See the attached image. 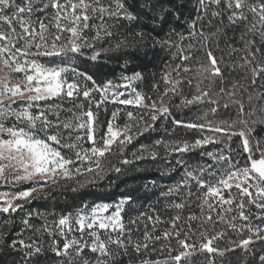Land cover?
<instances>
[{
  "label": "snow or ice",
  "instance_id": "obj_1",
  "mask_svg": "<svg viewBox=\"0 0 264 264\" xmlns=\"http://www.w3.org/2000/svg\"><path fill=\"white\" fill-rule=\"evenodd\" d=\"M157 48L150 91L143 71L101 82L78 63ZM149 159L182 168L151 181L162 209L131 192L27 208ZM0 188L13 264H264V0H0Z\"/></svg>",
  "mask_w": 264,
  "mask_h": 264
},
{
  "label": "trees",
  "instance_id": "obj_2",
  "mask_svg": "<svg viewBox=\"0 0 264 264\" xmlns=\"http://www.w3.org/2000/svg\"><path fill=\"white\" fill-rule=\"evenodd\" d=\"M191 7V3H189ZM168 23H165L163 30H161L160 35L162 36L165 31H167ZM130 54L136 58H128L122 52L102 54V57L98 61H91L81 58L78 63H80L81 70H87L90 74L94 75L98 81H103L104 79L118 78L121 73L130 75L133 70L143 71L145 74V81L140 83V88L144 91H150L152 82V73H159L161 67L162 58H166L165 53L160 52L157 48L156 54L150 50L148 56L143 55V51L139 54L135 53L134 50H129ZM127 63V70L121 67ZM97 98L98 95H97ZM117 107L116 105H108L107 116L111 115V110ZM101 119H105V114L101 112ZM169 129L172 125L169 123ZM165 135L163 127H160L158 131L153 132L151 136L145 134L141 138V143H151L152 140L161 138ZM138 146V145H137ZM212 146H209L211 148ZM202 160L198 154H192L187 158V163L192 167H195ZM176 164L175 159L170 161H164L163 159H158L156 161L147 160L143 162H137V165L128 166L126 173L116 179L115 176L112 177V183L108 181L102 182L97 188H88L80 192L72 193L71 191L64 192L60 195L57 201H49L45 203L44 201H35L30 205H27L29 209H39L40 211L56 212L68 211L79 206L82 201H88L89 203L93 201L104 200L106 202H114L118 200L122 194L133 193L136 197V205L143 204L147 206L152 204L157 208H163V200L159 202V189L153 188L151 181H155L157 185L168 186L174 184L180 177L182 168L176 171L169 172L167 174H162L166 169L174 166ZM140 170L137 171L136 168ZM148 185L146 189L144 186ZM18 231V228H17ZM238 255V253H237ZM18 255L15 253H0V264H13L14 259H18ZM55 258L49 253L48 257H41L40 264H53ZM234 264H238L235 261ZM251 264V261L249 262Z\"/></svg>",
  "mask_w": 264,
  "mask_h": 264
},
{
  "label": "rangeland",
  "instance_id": "obj_3",
  "mask_svg": "<svg viewBox=\"0 0 264 264\" xmlns=\"http://www.w3.org/2000/svg\"><path fill=\"white\" fill-rule=\"evenodd\" d=\"M9 189L0 188V191H8Z\"/></svg>",
  "mask_w": 264,
  "mask_h": 264
}]
</instances>
